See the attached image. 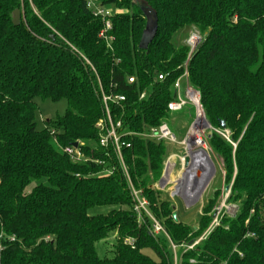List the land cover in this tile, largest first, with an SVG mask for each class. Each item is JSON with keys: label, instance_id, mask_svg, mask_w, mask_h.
<instances>
[{"label": "trees", "instance_id": "trees-1", "mask_svg": "<svg viewBox=\"0 0 264 264\" xmlns=\"http://www.w3.org/2000/svg\"><path fill=\"white\" fill-rule=\"evenodd\" d=\"M103 5L117 10L111 51L99 38L103 21L84 0H0V264H174L169 239L151 234L148 217L139 222L115 154L100 146L97 124L101 88L125 97L112 104L123 131L168 123L174 84L185 74L183 87L199 92L209 124L228 133L211 132L208 145L222 160L229 200L240 206L193 249L180 248L179 264H264V0ZM142 5L158 18L147 50L139 48L146 27ZM16 10L19 26L13 24ZM189 29L201 37L193 50L177 42ZM37 98L67 102L65 114L42 131L35 123ZM124 141L131 181L170 240L182 246L200 239L213 222L220 191L202 209L197 227L175 221L155 187L173 150L137 136ZM75 143L83 144L88 161L64 152ZM97 208L107 212L92 213ZM111 234L114 256L102 259L95 244Z\"/></svg>", "mask_w": 264, "mask_h": 264}, {"label": "built area", "instance_id": "built-area-1", "mask_svg": "<svg viewBox=\"0 0 264 264\" xmlns=\"http://www.w3.org/2000/svg\"><path fill=\"white\" fill-rule=\"evenodd\" d=\"M84 1L86 3L87 8L91 10L93 16L103 21L104 27L99 33V38L105 41L107 45V50L111 51L112 49L111 43L113 41V36L111 35V32L113 30V25L111 21V17L113 16L112 12H110L103 5V0H84ZM200 40H201V37L198 34L190 38L189 45L192 50L195 48L197 43H199ZM81 57L88 65L91 66L90 62L85 57H83L82 55ZM185 77H186V74L183 75L181 78H179L175 82L174 99L171 102H169L167 106L169 115L175 112L183 111L185 108H189V111L193 110V112L196 113V119L192 123V126L189 132L186 134L183 140L181 139L179 140L177 138L176 133L173 131V129L169 126L167 122H163L158 127L148 128L142 133L123 131L122 129L123 125L121 121H118V122L114 121L113 113H112V104L117 105L120 102L125 101V97L121 95L107 94L102 88L100 89V92H101V101L103 104V118L97 124V129L100 132V138H99L100 146L104 147L105 149L110 148L115 154L118 164L122 170V173L128 183L129 194L132 200V208L134 212L136 213L139 219V222H144V218L148 217L150 221L152 222L151 229H150L151 234L153 236L165 235L169 239L173 252H174V259H173L174 264H179L178 263L179 257H178L177 252L180 248H183L186 250L193 249L201 241L205 240L207 235H209L216 226L217 227L219 226L218 218L220 215H223L222 212L225 211L224 208H226V210H230V208L225 205V203L229 202L230 194L226 195V199L222 207L215 210L214 217H213V223L207 229L204 236H202L197 241L190 243L188 245L177 246L170 240L165 230V227L162 225V223L152 215L149 209V200L144 196L143 191L140 189H137L132 183L129 172H128V167L124 161L123 149L130 147V144L124 141V138L128 136H137V137L148 139V140H151L157 143L164 142L172 147L173 146L181 147L183 148V153L181 156H179V160L181 161V164H182V173H183L184 170L187 169L192 162V159L190 158V155H189L192 145H193L194 151H197V148H194V146L196 145L199 147L198 149L200 150L206 149V151L210 153L209 149L207 148L208 138L210 136L208 135V138L206 139L207 130L209 129L211 130L210 134L211 132L215 131L216 133L227 138V135H228L227 132H222L220 130L213 129L212 126L207 121L204 110L200 102L201 97H200L199 92L194 90L188 85L183 87L182 82ZM158 78H159V81H164L166 79V76L159 75ZM135 80L136 79L134 77H129L128 83L133 84ZM146 95H147V92H143L140 96V99L141 100L144 99ZM198 114H201V116H203L202 121H198V116H197ZM80 146H83V144L78 143L77 147L75 146L67 147L63 150L74 161L86 162L88 161V159L84 156L83 152L81 151ZM203 147H206V148H203ZM210 155L211 154H209V156ZM174 156L175 155L170 154L167 159L171 160V158H173ZM165 169H166V173L164 175V181L162 184L159 183V185L157 186L158 187L157 189L159 190H161L160 186H163L165 183H167V165H165ZM172 172H173V169H172ZM112 173L113 172L111 170H108L105 174L109 176V175H112ZM169 182L170 183L172 182V179H170V177H169ZM180 183H181V178H179L174 184L175 192L173 195L175 196V194L176 195L181 194V196L186 198L185 194L187 190L185 189L183 190L182 185H179ZM238 211H239V208H238ZM130 244H132V242H130Z\"/></svg>", "mask_w": 264, "mask_h": 264}, {"label": "rangeland", "instance_id": "rangeland-1", "mask_svg": "<svg viewBox=\"0 0 264 264\" xmlns=\"http://www.w3.org/2000/svg\"><path fill=\"white\" fill-rule=\"evenodd\" d=\"M143 7H146V6H143ZM106 8L110 12H112V14H115L117 11L116 8L114 7H106ZM182 33L183 35L181 34L177 38L178 43H189L190 38L192 36L196 34L200 36V34L197 32L196 29H189L186 31L183 30ZM35 102L37 104V111L35 114V123H36L37 130L39 131H42L45 129L48 121H54L56 120L57 117L63 116L67 109V102L65 100L55 103V102H52V100L50 99L37 98L35 99ZM195 119H196V113L189 111V108H185L183 111L170 114L168 124L173 129V131L176 133L177 138L179 140L180 139L183 140L186 134L189 132L192 126V123L194 122ZM210 131H211L210 129L207 130L206 139L208 138V135H210ZM168 147H170L171 151L173 150L171 154L175 155L173 158H171V160L167 159V161L165 162V165H167V174L168 173L171 174L170 170L172 171L173 169L172 177H170V179H172V182L170 183L168 180L167 183H165L163 186H160V189L163 193V197L167 198L171 207L174 209V212H177L178 220L184 224L197 227L199 225L200 216L202 215V209L207 204L208 200L214 197L215 192L220 191V194L217 197L218 202L215 208L213 209L214 212L216 209H219L222 207L227 194L228 195L230 194L229 199L231 197V189L227 193L226 187L228 185L224 184L225 173H224L222 160L217 154L212 153V150L207 145V148L209 149L210 154H211L210 156H211L212 163L214 165V170L210 173L211 176L208 180L206 188L203 190V192L200 195H198L197 197H194L193 199L192 198L187 199L181 196V194L180 195L175 194L174 196L173 195L175 192L174 184L180 178V175L182 173V164H181V161L179 160V156L182 155L183 148L175 147V146L173 147L168 146ZM158 185L159 183H157L155 187L158 188L157 187ZM229 187H231V185H229ZM225 205L228 206L230 210H226V208H224L225 211L222 212L223 215H220L218 218L219 226L225 220L223 219L224 214L229 217H234L237 214L240 203L238 201L229 200V202L225 203ZM106 212H107L106 208H97L94 211H92V213L94 214L106 213ZM214 229L212 231H214ZM204 234L202 236H204ZM115 244H116V236L113 234L97 242L95 244V249H96L98 256L102 259L112 258L114 256ZM145 253L154 257L153 253L150 251H145ZM179 262L180 260L178 261V263Z\"/></svg>", "mask_w": 264, "mask_h": 264}, {"label": "bare ground", "instance_id": "bare-ground-1", "mask_svg": "<svg viewBox=\"0 0 264 264\" xmlns=\"http://www.w3.org/2000/svg\"><path fill=\"white\" fill-rule=\"evenodd\" d=\"M198 121H202L203 116L198 114ZM190 158L192 162L190 166L184 170V172L180 175L182 189L187 190L185 196L186 198H194L200 195L203 190L206 188L208 180L210 178V173L214 170V165L212 163L211 157L209 156V152L198 149V146H194L197 148V151L193 150V145L191 146ZM206 148V147H203ZM172 169V168H171ZM171 174H167V181L169 177H172Z\"/></svg>", "mask_w": 264, "mask_h": 264}, {"label": "water", "instance_id": "water-1", "mask_svg": "<svg viewBox=\"0 0 264 264\" xmlns=\"http://www.w3.org/2000/svg\"><path fill=\"white\" fill-rule=\"evenodd\" d=\"M142 10H143L145 17H146V27H145V30L143 31L141 41L139 44V48L141 50H147L149 45L156 38L157 31H158V18L156 16V14L150 8L142 7ZM21 18H22L21 11L16 10L13 14V24L15 26H19L21 23ZM220 127H221V129L225 130L226 129V123L224 121H220ZM74 146L77 147L78 143H75ZM187 162H188V160H187ZM165 173H166V169L164 170V173H163V175L159 181L160 184H162L164 181ZM230 189H231V187L227 186L226 192H229ZM172 216H173V219L175 221H178L177 212H174Z\"/></svg>", "mask_w": 264, "mask_h": 264}]
</instances>
